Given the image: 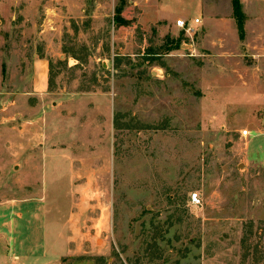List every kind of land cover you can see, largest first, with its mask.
<instances>
[{"label":"rangeland","instance_id":"rangeland-1","mask_svg":"<svg viewBox=\"0 0 264 264\" xmlns=\"http://www.w3.org/2000/svg\"><path fill=\"white\" fill-rule=\"evenodd\" d=\"M0 264H264V0H0Z\"/></svg>","mask_w":264,"mask_h":264},{"label":"crops","instance_id":"crops-1","mask_svg":"<svg viewBox=\"0 0 264 264\" xmlns=\"http://www.w3.org/2000/svg\"><path fill=\"white\" fill-rule=\"evenodd\" d=\"M37 65L40 67H38L39 69L37 71H34L33 90L35 94H42L46 89V68L42 61H39Z\"/></svg>","mask_w":264,"mask_h":264},{"label":"built area","instance_id":"built-area-1","mask_svg":"<svg viewBox=\"0 0 264 264\" xmlns=\"http://www.w3.org/2000/svg\"><path fill=\"white\" fill-rule=\"evenodd\" d=\"M198 20H195L194 23H197ZM176 26L182 30H184L187 34H189V32L192 30V27L190 25H188L184 20L182 19H178L176 21ZM190 201L193 204L199 203V198L198 195L196 193L191 194L190 196Z\"/></svg>","mask_w":264,"mask_h":264},{"label":"trees","instance_id":"trees-1","mask_svg":"<svg viewBox=\"0 0 264 264\" xmlns=\"http://www.w3.org/2000/svg\"><path fill=\"white\" fill-rule=\"evenodd\" d=\"M238 12V7H237V5H234V13H237ZM239 30H240V35H241V33H242V29H241V24L239 25Z\"/></svg>","mask_w":264,"mask_h":264}]
</instances>
